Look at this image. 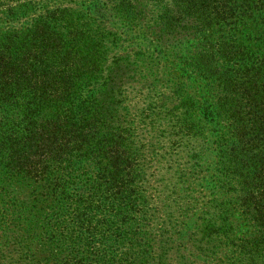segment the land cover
<instances>
[{
	"label": "trees",
	"instance_id": "obj_1",
	"mask_svg": "<svg viewBox=\"0 0 264 264\" xmlns=\"http://www.w3.org/2000/svg\"><path fill=\"white\" fill-rule=\"evenodd\" d=\"M0 237L264 264V0H0Z\"/></svg>",
	"mask_w": 264,
	"mask_h": 264
},
{
	"label": "rangeland",
	"instance_id": "obj_2",
	"mask_svg": "<svg viewBox=\"0 0 264 264\" xmlns=\"http://www.w3.org/2000/svg\"><path fill=\"white\" fill-rule=\"evenodd\" d=\"M9 245V240L6 241L3 237H0V264H18L16 253L12 252V248ZM32 250L30 249V251ZM35 253L37 254L38 252Z\"/></svg>",
	"mask_w": 264,
	"mask_h": 264
}]
</instances>
